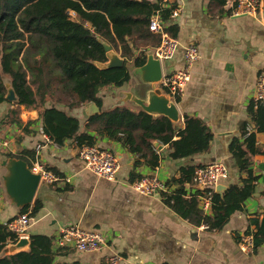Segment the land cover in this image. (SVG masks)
I'll return each instance as SVG.
<instances>
[{"label":"crops","instance_id":"0c3cea01","mask_svg":"<svg viewBox=\"0 0 264 264\" xmlns=\"http://www.w3.org/2000/svg\"><path fill=\"white\" fill-rule=\"evenodd\" d=\"M171 5L180 8V14L170 19L167 26L177 25V39L182 48L195 45L201 55V60L192 69L184 95L172 100L180 115L176 124L183 129L185 116L202 120L214 136L207 153L173 160L168 145L155 141L154 151L143 147V154H133L121 142L98 136L97 126L90 125L89 134L96 136V145L119 159L117 179L109 181L86 169L75 141H67L63 147L49 142L42 132L38 110L16 103L0 104V223H8L19 213L7 195L3 180L8 175L3 166L8 153L36 150L41 165L55 168L60 176L71 180L55 186L40 185L30 205L33 208L37 200L42 202V208L32 217L28 235L53 238L55 264H107L115 255L122 258L117 264H264V244L253 254L240 249L241 237L253 236L255 231L249 220L262 218L264 214V155L258 154L251 160V169L259 177L255 194L245 202V210L232 215L219 231L194 226L167 206L162 194L145 196L132 186L139 180L132 179L135 178L132 172L140 178L156 176L168 182L180 177L182 167L198 168L216 162L228 167L229 177L221 180L214 191L222 193L232 184L242 185L230 145L240 137L245 126L247 131H255L249 107L253 103L258 76L264 70V6L257 16H233L227 7H220L211 0H163V6ZM153 37L129 40L134 54L153 52L159 45ZM182 50L173 60L164 62L166 72L183 66ZM128 68L131 73L129 83L121 88L108 87L101 93L103 110L124 106L138 111L140 109L127 100V94L143 95L140 87H146L149 93L153 90L152 85L143 83V76L132 60ZM5 85L12 87L11 82ZM58 86L53 85L54 88ZM59 94L57 92L56 96ZM83 107L70 110L60 105V109L80 120L81 132L86 131L90 121L83 119ZM11 109L19 110L22 127L1 124ZM4 142L9 143L8 148L2 147ZM257 149L264 150V133L257 134ZM151 154L160 157L156 169L147 164ZM137 158L142 164L139 167H135ZM221 187L223 189H219ZM186 189L188 197L197 193L189 184ZM69 225L100 232L107 242L106 247L90 253L58 247L57 236Z\"/></svg>","mask_w":264,"mask_h":264},{"label":"trees","instance_id":"16d2710c","mask_svg":"<svg viewBox=\"0 0 264 264\" xmlns=\"http://www.w3.org/2000/svg\"><path fill=\"white\" fill-rule=\"evenodd\" d=\"M211 1L220 7L227 5V0ZM175 8V5L163 6V0H0V104L8 102L4 83L7 76L18 98L16 105L38 110L43 134L58 147L71 140L79 149L96 145V136L89 131L90 125L97 124L98 136L121 142L133 154H143V147L154 151L155 141L168 145L173 160L207 153L214 136L202 120L185 116L182 129L166 117H153L142 110L124 106L103 110L99 94L104 88H121L130 82L128 63L132 60L136 68L142 67L147 54L142 52L136 56L129 40L152 38L149 29L152 17L159 14L167 23ZM229 14L232 15L231 10ZM167 31L178 38L177 25L168 26ZM153 38L160 43V35ZM100 41L108 43L115 51L118 46L121 48L124 67L103 71L95 65L107 60ZM55 81L59 82L58 88L53 87ZM90 102L100 107L101 112L92 117L86 131L81 132L80 120L60 109V105L74 110ZM19 114L18 109H11L1 124L22 127ZM249 114L255 131H247L245 126L240 137L230 145L242 185L232 184L222 193L214 191L210 214L200 208L199 197L205 195V191L198 190L187 196L186 186L192 182L197 167H182L179 178L166 182L169 190L162 193L166 205L194 226H207L211 231L223 229L232 215L245 210V202L256 192L259 177L251 169V160L258 154L264 155V150L257 149V134L264 133V104L256 109L252 103ZM6 157L23 160L31 168L38 160V153L25 149L17 154L8 153ZM159 162L160 157L151 154L147 164L156 169ZM140 165L137 158L135 167ZM46 169L60 174L55 168ZM132 175L133 180L141 179L134 172ZM41 208L42 202L37 200L33 208H22L15 217L26 213L34 217ZM249 221L255 227L254 249L257 251L264 244V214L262 218L254 217ZM30 240L28 252L1 258L0 264H55L53 238L36 235L30 236ZM15 242L16 236L9 231L7 223H0V253Z\"/></svg>","mask_w":264,"mask_h":264},{"label":"built area","instance_id":"2783aa9c","mask_svg":"<svg viewBox=\"0 0 264 264\" xmlns=\"http://www.w3.org/2000/svg\"><path fill=\"white\" fill-rule=\"evenodd\" d=\"M264 6V0H227L226 7L232 11L233 16H257ZM180 14V8L173 10L170 19H175ZM167 23L163 22L159 14L152 17L149 29L155 35L161 36V41L156 47L154 57L161 61L163 77L160 82V88L171 100L181 98L191 80L192 69L201 60V55L195 45L181 46L177 38L172 37L167 31ZM183 49L184 64L179 69L166 72L164 62L174 59L176 53ZM255 108H259L264 103V70L259 74L252 98ZM47 137V136H46ZM47 140L52 142L48 137ZM3 147H9L8 142L2 143ZM79 157L84 162L86 169L96 176L114 181L120 171V162L117 156L97 145L84 146L79 150ZM33 174L41 176L40 185H58L61 182L70 183V179H64L60 174L47 170L38 161L30 168ZM229 177V169L222 162H216L207 166L198 167L195 170L190 187L196 191L202 190L206 194L200 196L201 210L205 214L211 212L212 198L215 187L223 179ZM133 188L145 196H154L168 192L169 188L166 182L156 176H144L133 183ZM32 217L29 213L19 215L7 223L8 229L16 236V241L23 237H29ZM207 229V226H202ZM60 248H75L79 252H97L106 247L104 236L97 231H87L77 225L63 227L56 240ZM240 249L246 254H253L254 237L244 235L240 240ZM122 258L115 255L108 259L107 264H117Z\"/></svg>","mask_w":264,"mask_h":264},{"label":"water","instance_id":"95a60500","mask_svg":"<svg viewBox=\"0 0 264 264\" xmlns=\"http://www.w3.org/2000/svg\"><path fill=\"white\" fill-rule=\"evenodd\" d=\"M106 53L105 62H96L95 65L103 71L122 68L125 65V59L113 49L111 45L100 41ZM143 76L145 85H152L153 90L149 93L146 87H140L141 96L127 94V100H131L137 108L153 117H166L173 123L180 120V115L176 104L166 95L159 87L163 77L162 63L154 57V52L147 55V61L144 66L138 68ZM6 100L9 103H17L18 98L13 87H6ZM101 112L94 102L84 105L82 116L85 121H89L92 117L99 115ZM3 166L7 169L8 175L4 177V185L7 195L12 203L20 211L26 206H30L34 200L38 188L40 187L41 176L33 174L29 165L20 159L6 158ZM223 189V187L219 188ZM31 248L30 237L20 238L15 243L7 245L0 253V259L10 255H16L28 252Z\"/></svg>","mask_w":264,"mask_h":264},{"label":"rangeland","instance_id":"374dc122","mask_svg":"<svg viewBox=\"0 0 264 264\" xmlns=\"http://www.w3.org/2000/svg\"><path fill=\"white\" fill-rule=\"evenodd\" d=\"M134 46H136L135 44H133ZM27 47H29V44H27ZM137 47V46H136ZM33 49H31V51H32ZM117 52L119 53V54H121V48H119V46H118V50H117ZM10 82H11V79L9 78V77H7V76H4V83H8V84H10ZM55 85L56 84H58L59 85V82L58 81H56L55 83H54ZM106 89L107 88H104V89H102L101 91H100V95H101V93H105L106 92ZM97 126V124H93V126ZM1 127V126H0ZM3 147V146H2ZM4 148V147H3ZM6 148H8V147H6Z\"/></svg>","mask_w":264,"mask_h":264}]
</instances>
